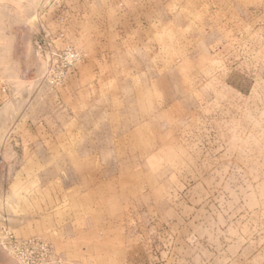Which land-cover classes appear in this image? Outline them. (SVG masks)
Returning a JSON list of instances; mask_svg holds the SVG:
<instances>
[{"label":"rangeland","instance_id":"obj_1","mask_svg":"<svg viewBox=\"0 0 264 264\" xmlns=\"http://www.w3.org/2000/svg\"><path fill=\"white\" fill-rule=\"evenodd\" d=\"M0 264H264V0H0Z\"/></svg>","mask_w":264,"mask_h":264}]
</instances>
